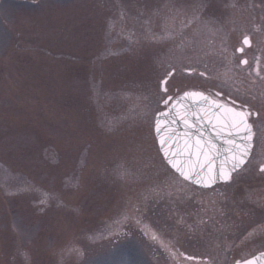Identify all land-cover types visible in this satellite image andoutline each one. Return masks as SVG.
Masks as SVG:
<instances>
[{
  "label": "rangeland",
  "instance_id": "rangeland-1",
  "mask_svg": "<svg viewBox=\"0 0 264 264\" xmlns=\"http://www.w3.org/2000/svg\"><path fill=\"white\" fill-rule=\"evenodd\" d=\"M186 89L258 114L228 182L196 187L159 152L154 116ZM262 165L264 0H0V264L246 259L264 250Z\"/></svg>",
  "mask_w": 264,
  "mask_h": 264
},
{
  "label": "water",
  "instance_id": "water-1",
  "mask_svg": "<svg viewBox=\"0 0 264 264\" xmlns=\"http://www.w3.org/2000/svg\"><path fill=\"white\" fill-rule=\"evenodd\" d=\"M164 82L165 79L161 82L162 88ZM185 93L188 95L185 96ZM239 112L244 111L199 91H186L175 97L166 109L154 117L153 131L165 162L181 178L197 186L210 187L229 181L231 174L245 164L253 145L252 128L249 139L243 126L240 129L233 126ZM157 114H162L159 133L156 131ZM246 120L249 124L247 117ZM162 140L166 141L163 147ZM246 142L249 144L248 155L243 164L234 167L240 158L239 149ZM170 159L172 163H169ZM173 163L190 178L182 176L172 166ZM224 176L228 179L222 178ZM234 264H264V252Z\"/></svg>",
  "mask_w": 264,
  "mask_h": 264
},
{
  "label": "flooded vegetation",
  "instance_id": "flooded-vegetation-1",
  "mask_svg": "<svg viewBox=\"0 0 264 264\" xmlns=\"http://www.w3.org/2000/svg\"><path fill=\"white\" fill-rule=\"evenodd\" d=\"M252 31L254 33H257L259 31V29L256 27V26H253L252 27ZM250 33L249 32H246V34L243 36L242 40H241V44L238 46V53L241 55V63L242 61H246V63H242L243 65H246L250 62L251 58L250 56H245V53H247V50L251 49V48H254L253 46L250 45L251 43V38H250ZM245 37H247L249 43L248 44H244L243 43V40L245 39ZM247 45V46H246ZM249 45V46H248ZM244 55V56H243ZM261 63H260V56L257 54V56L255 57V59H253V62H252V68H249L248 72L252 74H257L260 70V67H261ZM188 90V89H186ZM202 91V90H201ZM205 93H207L208 95L214 97V99L218 100V101H222L224 103H230V104H233L235 105L236 107H240L241 109L245 110L246 113H247V116H248V121L249 123L252 125L253 127V124H252V121L257 119L258 117V114L256 112V110H253L251 109L248 105H245V104H241V103H238L237 101H234V100H231L229 97L227 96H222V94L220 93H211V92H207V91H203ZM177 94L173 95V94H169L167 95L163 101L165 100H168L169 97L173 98L175 97ZM163 101L161 102V105H162V109H164L167 105H165L163 103ZM171 101V100H170ZM169 101V102H170ZM254 129V128H253Z\"/></svg>",
  "mask_w": 264,
  "mask_h": 264
},
{
  "label": "snow or ice",
  "instance_id": "snow-or-ice-1",
  "mask_svg": "<svg viewBox=\"0 0 264 264\" xmlns=\"http://www.w3.org/2000/svg\"><path fill=\"white\" fill-rule=\"evenodd\" d=\"M244 43H245V44H248V43H249L247 37H245ZM242 63H246V61H242ZM187 95H188V93H185V96H187ZM197 95H199V94H197ZM180 99H183V98H180ZM170 100H172L171 97H169L168 100L163 101V103H164L165 105H167V104L169 103ZM161 115H162V114H157V117H156V119H157V128H156V131H157L158 133H159V131H160V127H159V119H160V116H161ZM236 117H237V120H236V123H235L233 126H234L235 128H237V129H240L241 126H243V130H244V132L247 134V136H248L249 139H250V136H251V126L247 123V120H246L247 113H246V112H239V113H236ZM164 143H166V141H163V140H162V141H161V146H162V147H163V144H164ZM248 151H249V144L246 142L245 145H244V147L241 148V149H239V157H240V158L238 159V161H236V162L234 163V167H239L241 164L244 163V159L247 157V155H248ZM169 163H172L171 159L169 160ZM172 166H173L174 168H176V170L179 171L180 174H181L182 176H185V173L181 170L180 166H178V165L175 164V163H173ZM261 170H264V165L261 166ZM185 178L188 179V178H190V176H185ZM222 178H224V179H228L227 176H224V177H222ZM213 179H215V177H213Z\"/></svg>",
  "mask_w": 264,
  "mask_h": 264
}]
</instances>
